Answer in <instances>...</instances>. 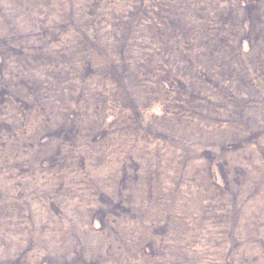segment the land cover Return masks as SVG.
<instances>
[{
	"label": "rangeland",
	"instance_id": "obj_1",
	"mask_svg": "<svg viewBox=\"0 0 264 264\" xmlns=\"http://www.w3.org/2000/svg\"><path fill=\"white\" fill-rule=\"evenodd\" d=\"M0 264H264V0H0Z\"/></svg>",
	"mask_w": 264,
	"mask_h": 264
}]
</instances>
